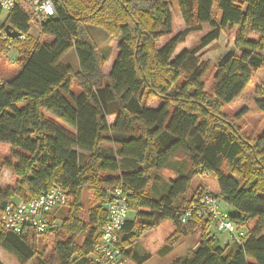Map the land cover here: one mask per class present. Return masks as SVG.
<instances>
[{
	"label": "trees",
	"instance_id": "16d2710c",
	"mask_svg": "<svg viewBox=\"0 0 264 264\" xmlns=\"http://www.w3.org/2000/svg\"><path fill=\"white\" fill-rule=\"evenodd\" d=\"M50 1L54 15L41 21L35 39L24 0H16L11 12L0 8V29L23 37L0 35V52L15 50L20 65L16 76L0 83V172L14 177L12 185L0 178V218L6 205L25 203L56 186L67 196V215L57 228L51 217L39 236L14 234L0 220V249L27 264L37 258L40 237L52 244L43 264H94L90 256L106 219V197L122 181L132 192L133 219L119 233L117 246L132 264L150 260L133 245L162 222L174 229L167 250L188 234L199 235L197 245L170 264H264V130L256 140L248 138L224 114L264 70V0ZM173 6L184 30L159 46L172 33ZM202 26L210 31L174 56L186 36ZM91 27L118 38L108 75L103 67L109 49L96 45ZM226 28L235 29L234 50L218 60L207 88L208 67L198 54ZM70 50L76 72L60 63ZM150 100H157L155 107L147 105ZM255 107L264 115V79L255 88ZM105 144L115 151L106 155ZM179 154L188 155L190 169L170 180L165 194L153 197L158 177L152 174ZM121 161L134 166L123 171ZM85 191L91 197L87 206ZM206 193L246 231L242 244L223 242L224 233L208 221L192 217L180 223L183 211Z\"/></svg>",
	"mask_w": 264,
	"mask_h": 264
},
{
	"label": "rangeland",
	"instance_id": "374dc122",
	"mask_svg": "<svg viewBox=\"0 0 264 264\" xmlns=\"http://www.w3.org/2000/svg\"><path fill=\"white\" fill-rule=\"evenodd\" d=\"M24 7L26 10H29L27 12L31 17L30 25L32 38H38L40 33V21L35 17V12H33L32 7L27 0H24ZM171 18L172 33L170 36L161 39L159 42V46H163L167 41L184 30V23L180 14L176 11L175 6H173L172 8ZM209 31L210 28L208 26H202L200 31L189 33L186 36L184 42L177 46L174 56L196 46L199 40ZM89 33L100 49H109V56L103 67V73L105 75H108L117 56L118 38L108 36L103 31L95 27L89 28ZM249 38H251L252 40H256L257 36L251 35ZM40 40H42V38H40ZM234 40L235 29L229 30L228 28H226L221 32L218 41L212 43L210 46H208L198 54L199 62L204 63L208 67V70L203 79L204 84L207 88L211 85L218 60L227 52L234 50ZM8 48L6 50V54L0 52V83L12 79L17 75L20 69V65L17 63V53L15 52V50ZM60 63L67 66L74 72H76L79 68L74 50H70L68 53H66L61 58ZM263 79L264 70H259L254 75L252 82L245 88L240 96L224 108V114H226L237 125H239L248 138H252L255 140L261 135L264 130V115L260 113L255 107V88L260 84V82H262ZM74 90L77 91L76 88H74ZM156 104L157 100H150L149 102H147V105L149 107H155ZM45 114L49 116L47 113ZM236 116H240L239 120H236ZM113 118L114 117L109 118V122ZM59 125L62 126L60 123ZM190 147H192L191 144ZM3 157L4 155L0 152V160ZM189 163L190 162L188 155L185 154H179L172 160H170V162L165 166L163 170L152 174L153 177H159V180H157V182L156 180H153L151 186L152 191L156 184H166L168 180H174L179 176V174L186 173L190 169ZM0 178L1 182L8 185H12L14 183L13 175L7 170H1ZM199 181V177L193 180L191 185L192 190L197 189ZM90 199L91 197L89 193L85 191L83 200L86 206ZM66 215L67 210L65 207L62 208L59 213H53L52 217L55 216L54 218L57 219V223H55L54 228H57L59 226V221H61ZM132 217V213L129 212V218ZM173 231L174 229L171 223L164 222L159 227L150 229L143 234L137 244H135V248H139L141 254L148 253L151 256V259L146 264H168L184 255L198 242V233L188 234L186 237L181 238L178 243L174 245L171 252H169L168 254L166 253L165 255L158 256V250L163 246L164 242L170 237ZM219 237H221L223 242L227 241L228 239V237L224 234L219 235ZM35 246L37 250V258L35 257L27 264H43L48 261L50 259L52 251L51 240H44L43 238L41 239L40 237H37ZM0 261L3 264H18L11 256L6 254L1 249ZM128 264L132 263L129 262Z\"/></svg>",
	"mask_w": 264,
	"mask_h": 264
},
{
	"label": "built area",
	"instance_id": "2783aa9c",
	"mask_svg": "<svg viewBox=\"0 0 264 264\" xmlns=\"http://www.w3.org/2000/svg\"><path fill=\"white\" fill-rule=\"evenodd\" d=\"M27 1L40 23L46 17L54 15L50 0ZM15 5L16 0H0V8L5 12H11ZM0 35L7 37L2 29ZM18 39L22 40L23 37ZM131 194V190L126 188L122 181L108 193L105 203L106 219L90 256L94 264L129 263L117 244L119 233L129 218L128 200ZM66 204L64 189L56 186L25 203L6 205L0 220L4 228L14 234L26 235L31 232L39 236L47 231L53 213L64 208ZM192 217L208 221L210 228L226 234L232 244L240 245L246 239V231L236 227L212 194L206 193L196 197L188 209L183 211L180 223L185 225Z\"/></svg>",
	"mask_w": 264,
	"mask_h": 264
},
{
	"label": "crops",
	"instance_id": "0c3cea01",
	"mask_svg": "<svg viewBox=\"0 0 264 264\" xmlns=\"http://www.w3.org/2000/svg\"><path fill=\"white\" fill-rule=\"evenodd\" d=\"M110 122L112 123L113 122V119L112 120H110ZM103 149H104V152H105V154L106 155H108V153H111L112 151H115V149H113V146H111V145H109V144H105L104 145V147H103ZM121 168H122V170L123 171H127V170H131L132 168H133V166L134 165H132V163L130 162V161H121ZM159 178V177H158ZM157 180H159V179H156V182H157ZM169 183H170V180H168L167 182H166V184H156L155 186H154V188H153V191H152V188H151V194H152V196L153 197H155V198H158L159 196H161V195H163L164 193H166V191H167V189H168V186H169ZM129 219H133V217L132 218H129ZM162 223H164V222H162ZM161 223V224H162ZM160 224V225H161ZM159 225V226H160ZM159 226H157V227H159ZM157 227H155V228H157ZM155 228H152V229H155ZM147 231H149V230H147ZM146 231V232H147ZM145 233V232H144ZM143 233V234H144ZM143 234H141V236L140 237H138V239L134 242V245H133V247L135 248V244H137V242L140 240V238L143 236ZM198 242H199V237H198ZM197 242V243H198ZM165 243H166V241L164 242V244H163V246L158 250V256H161V255H165L166 253L168 254L169 252H171V250L173 249V247H171V249L170 250H167V248H165ZM197 245V244H196ZM195 245V246H196ZM194 246V247H195ZM193 247V248H194ZM163 248H165V249H163ZM193 248H191V249H193ZM139 253L141 252L140 250H139V248H135ZM141 254V253H140ZM143 254H148V253H143ZM151 259V258H150ZM1 262V261H0ZM173 262V261H172ZM2 263V262H1ZM171 263V262H170ZM170 263H168V264H170ZM3 264V263H2Z\"/></svg>",
	"mask_w": 264,
	"mask_h": 264
},
{
	"label": "water",
	"instance_id": "95a60500",
	"mask_svg": "<svg viewBox=\"0 0 264 264\" xmlns=\"http://www.w3.org/2000/svg\"><path fill=\"white\" fill-rule=\"evenodd\" d=\"M4 33L10 39H14V38L20 37V34L18 32L12 31L8 27L4 28Z\"/></svg>",
	"mask_w": 264,
	"mask_h": 264
}]
</instances>
